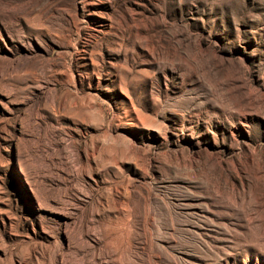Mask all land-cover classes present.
Instances as JSON below:
<instances>
[{
	"label": "rangeland",
	"instance_id": "obj_1",
	"mask_svg": "<svg viewBox=\"0 0 264 264\" xmlns=\"http://www.w3.org/2000/svg\"><path fill=\"white\" fill-rule=\"evenodd\" d=\"M0 264H264V0H0Z\"/></svg>",
	"mask_w": 264,
	"mask_h": 264
}]
</instances>
